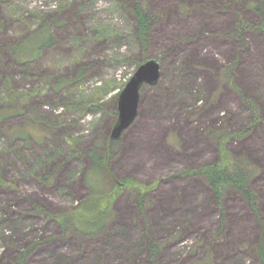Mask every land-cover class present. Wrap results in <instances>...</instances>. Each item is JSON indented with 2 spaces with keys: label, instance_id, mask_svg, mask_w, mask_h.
Returning <instances> with one entry per match:
<instances>
[{
  "label": "rangeland",
  "instance_id": "rangeland-1",
  "mask_svg": "<svg viewBox=\"0 0 264 264\" xmlns=\"http://www.w3.org/2000/svg\"><path fill=\"white\" fill-rule=\"evenodd\" d=\"M46 26L52 43L22 59L17 45ZM149 59L160 78L112 139L120 94ZM144 129L156 149L130 158ZM222 143L252 201L231 186L217 199L188 174L218 163ZM94 153L109 154L99 178ZM115 178L147 190L120 191L85 234L72 215ZM260 246L264 0H0V264H262Z\"/></svg>",
  "mask_w": 264,
  "mask_h": 264
},
{
  "label": "trees",
  "instance_id": "trees-1",
  "mask_svg": "<svg viewBox=\"0 0 264 264\" xmlns=\"http://www.w3.org/2000/svg\"><path fill=\"white\" fill-rule=\"evenodd\" d=\"M136 18L138 36L141 41L145 43L147 38L146 36L149 31V16L138 8L136 9ZM52 40L53 34L49 26H46L36 31L27 39L19 43L17 47L20 53H22V59H26L27 57H35L39 55L45 47H48V45L52 43ZM245 70L246 68L242 67V70L240 72L241 79H245V76H247ZM230 97L231 95L227 93L226 99ZM143 134L145 135V137L142 136L143 139H139L138 137H135L132 134L129 135L128 144L132 143L130 147V158H133V156L142 155L143 149L145 150V153H151V151H154L156 149V147L153 145V143L158 144L157 141L156 143L153 142L155 141V139L158 140V137L154 135L155 133L152 132V130L151 132H149L144 129ZM136 144H142V146L138 148ZM220 154L221 157L218 163L205 166L198 170H192L188 174L204 176L209 186L215 191V196L217 197V199L221 196V192L226 186H231L234 187L237 191H239L247 200L252 201L253 195L248 187V177L246 171L240 167L231 171L229 170V153L226 149L225 143H222V145L220 146ZM108 155L109 154L99 156L96 153L92 155L93 157L91 158V169L94 171V175L97 178H99V174L102 171H110L108 165ZM110 175L112 177L113 174H111L110 172ZM114 182V188L106 194H102L100 192L101 184H99V182L96 185L92 186L93 192L91 196L87 198L83 202L82 206L75 211V216L72 215V217H75L80 222L81 230L85 234H94L103 227L106 209L112 202V200L118 194H120V191L130 186L139 187L144 192L147 190L144 185L132 179L119 180L118 178H115ZM258 254L262 264H264V246L259 247ZM16 264L27 263H25L23 256H21L16 262Z\"/></svg>",
  "mask_w": 264,
  "mask_h": 264
},
{
  "label": "water",
  "instance_id": "water-1",
  "mask_svg": "<svg viewBox=\"0 0 264 264\" xmlns=\"http://www.w3.org/2000/svg\"><path fill=\"white\" fill-rule=\"evenodd\" d=\"M160 75L161 66L154 59L145 61L137 68L120 94L118 120L112 129V139L119 138L133 124L138 115L142 87L146 84H156Z\"/></svg>",
  "mask_w": 264,
  "mask_h": 264
}]
</instances>
